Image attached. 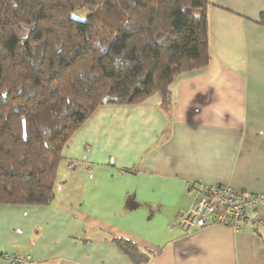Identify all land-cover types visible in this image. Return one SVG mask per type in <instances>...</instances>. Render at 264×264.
<instances>
[{
	"label": "crops",
	"instance_id": "crops-1",
	"mask_svg": "<svg viewBox=\"0 0 264 264\" xmlns=\"http://www.w3.org/2000/svg\"><path fill=\"white\" fill-rule=\"evenodd\" d=\"M209 2L207 70L175 81L168 110L159 95L99 107L63 150L51 204L0 203V264H140L117 239L149 264H264V202L239 232L178 225L196 183L264 195V0Z\"/></svg>",
	"mask_w": 264,
	"mask_h": 264
},
{
	"label": "trees",
	"instance_id": "trees-1",
	"mask_svg": "<svg viewBox=\"0 0 264 264\" xmlns=\"http://www.w3.org/2000/svg\"><path fill=\"white\" fill-rule=\"evenodd\" d=\"M209 6L0 0V203L51 204L63 150L99 107L159 95L168 110L175 81L209 67ZM116 241L150 263L135 244Z\"/></svg>",
	"mask_w": 264,
	"mask_h": 264
},
{
	"label": "built area",
	"instance_id": "built-area-1",
	"mask_svg": "<svg viewBox=\"0 0 264 264\" xmlns=\"http://www.w3.org/2000/svg\"><path fill=\"white\" fill-rule=\"evenodd\" d=\"M73 164H69V169ZM197 197L179 217V228L189 232L193 228L224 225L239 232L244 230L250 215L264 202L263 194L233 191L229 186H210L196 183ZM11 264H33L29 256L4 255Z\"/></svg>",
	"mask_w": 264,
	"mask_h": 264
},
{
	"label": "clouds",
	"instance_id": "clouds-1",
	"mask_svg": "<svg viewBox=\"0 0 264 264\" xmlns=\"http://www.w3.org/2000/svg\"><path fill=\"white\" fill-rule=\"evenodd\" d=\"M183 133H181V142L183 141ZM167 157H165V158H162L158 163H160V164H164L166 161H167Z\"/></svg>",
	"mask_w": 264,
	"mask_h": 264
},
{
	"label": "rangeland",
	"instance_id": "rangeland-1",
	"mask_svg": "<svg viewBox=\"0 0 264 264\" xmlns=\"http://www.w3.org/2000/svg\"><path fill=\"white\" fill-rule=\"evenodd\" d=\"M76 14H77V13H76ZM76 14H75V15H76ZM77 17L84 19V18L86 17V13H85V12L79 13V14L77 15Z\"/></svg>",
	"mask_w": 264,
	"mask_h": 264
}]
</instances>
